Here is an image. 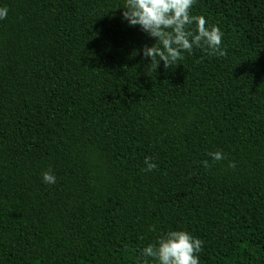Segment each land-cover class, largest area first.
<instances>
[{
    "label": "trees",
    "instance_id": "obj_1",
    "mask_svg": "<svg viewBox=\"0 0 264 264\" xmlns=\"http://www.w3.org/2000/svg\"><path fill=\"white\" fill-rule=\"evenodd\" d=\"M123 2L0 0V264H143L170 229L264 264V0H197L227 54L156 70Z\"/></svg>",
    "mask_w": 264,
    "mask_h": 264
},
{
    "label": "clouds",
    "instance_id": "obj_2",
    "mask_svg": "<svg viewBox=\"0 0 264 264\" xmlns=\"http://www.w3.org/2000/svg\"><path fill=\"white\" fill-rule=\"evenodd\" d=\"M197 0H124L122 21L129 27H138L148 38L154 39L151 46L141 49L142 57L150 59L154 70L163 62L164 68H170L184 59V53L191 54L200 49L210 56H225L222 47L224 33L219 27L210 25L204 16H196L191 9ZM9 9L0 7V21L8 16ZM213 161H221L224 154L210 152ZM208 167V161L202 162ZM143 171L151 172L157 168L150 157L144 160ZM230 167L233 165H229ZM42 182L49 185L56 183L55 174L49 170L42 173ZM150 230H154L150 229ZM203 247L200 238L186 230L170 229L161 233L155 243L140 249V256L147 264L148 258L157 264H200L199 253Z\"/></svg>",
    "mask_w": 264,
    "mask_h": 264
}]
</instances>
